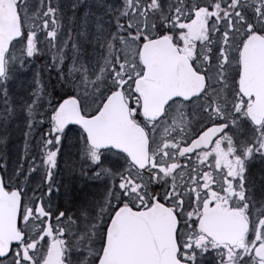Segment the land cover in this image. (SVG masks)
<instances>
[{"label":"snow or ice","instance_id":"snow-or-ice-1","mask_svg":"<svg viewBox=\"0 0 264 264\" xmlns=\"http://www.w3.org/2000/svg\"><path fill=\"white\" fill-rule=\"evenodd\" d=\"M0 264H264V0H0Z\"/></svg>","mask_w":264,"mask_h":264}]
</instances>
